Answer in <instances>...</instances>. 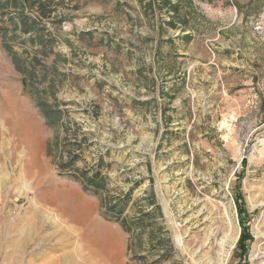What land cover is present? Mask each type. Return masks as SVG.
Wrapping results in <instances>:
<instances>
[{
	"label": "rangeland",
	"instance_id": "1",
	"mask_svg": "<svg viewBox=\"0 0 264 264\" xmlns=\"http://www.w3.org/2000/svg\"><path fill=\"white\" fill-rule=\"evenodd\" d=\"M56 14L58 95L90 135L87 161H113L129 212L151 188L162 207L174 250L149 262L264 264V0H64ZM0 114V264H143L98 198L55 170L1 37Z\"/></svg>",
	"mask_w": 264,
	"mask_h": 264
},
{
	"label": "trees",
	"instance_id": "2",
	"mask_svg": "<svg viewBox=\"0 0 264 264\" xmlns=\"http://www.w3.org/2000/svg\"><path fill=\"white\" fill-rule=\"evenodd\" d=\"M63 2L0 0L3 48L22 76L24 92L32 97L47 128L52 132L46 144V155L55 170L79 183L86 193L98 198L100 214L107 220L117 222L129 235L127 248L132 260L156 264L157 260L149 262L144 252L155 254L164 249L163 253H159V259L163 261L170 257L174 246L153 188L149 191V197L141 199L147 200V204L129 212L133 207L131 203H134L133 189L125 191L110 186L109 170L113 161H108L105 154L100 153L87 161L90 135L72 115L75 112L72 107L74 102L65 101L58 95L64 77L58 62L62 55L55 52L56 37L47 25L48 22L61 24L62 18L58 19L56 11ZM18 39L22 50L13 43ZM99 109L100 106L95 104L93 114H99ZM235 200L243 227L236 248L245 255L248 242L252 239L246 225L249 217L237 193Z\"/></svg>",
	"mask_w": 264,
	"mask_h": 264
},
{
	"label": "bare ground",
	"instance_id": "3",
	"mask_svg": "<svg viewBox=\"0 0 264 264\" xmlns=\"http://www.w3.org/2000/svg\"><path fill=\"white\" fill-rule=\"evenodd\" d=\"M0 117H2V118H5L4 116H2V114H0ZM5 119H7V118H5ZM30 176V178L33 180V174H30L29 175ZM64 218H65V216H64ZM235 241H236V239L231 243V247H233L234 246V243H235ZM221 248H222V253L223 254H225L226 252H227V249H226V243H225V241L223 240L222 242H221ZM226 255V254H225ZM224 256V255H223ZM226 260V259H225ZM221 263L220 264H224V259L223 258H221Z\"/></svg>",
	"mask_w": 264,
	"mask_h": 264
}]
</instances>
